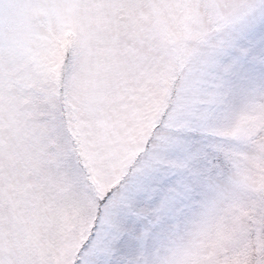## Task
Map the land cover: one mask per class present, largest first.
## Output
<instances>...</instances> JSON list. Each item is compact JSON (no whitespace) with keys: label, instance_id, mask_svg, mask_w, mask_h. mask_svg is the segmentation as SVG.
I'll use <instances>...</instances> for the list:
<instances>
[{"label":"snow or ice","instance_id":"obj_1","mask_svg":"<svg viewBox=\"0 0 264 264\" xmlns=\"http://www.w3.org/2000/svg\"><path fill=\"white\" fill-rule=\"evenodd\" d=\"M145 6L139 0H13V11L0 14V207L14 211L22 200L33 207L30 250L13 260L0 234V264H139L127 259L137 255L143 264H264V198L236 178L225 190L209 162L217 154L253 155V141L264 136V128L240 129L244 115L264 109V0H169L168 14L179 25L165 73L171 108L144 137L136 170L121 174L103 199L85 198L89 213L97 210L81 222L86 239H67L64 209L37 203L22 182L16 125L25 115L18 111L23 66H31L25 81L38 84L54 36L66 43L63 35H79L84 42L93 24H117L121 14L137 23ZM21 8L23 20L15 14ZM33 14L47 16L42 26L32 23ZM10 83L20 88L13 107L5 100ZM192 213L197 230L185 243L176 239L177 222Z\"/></svg>","mask_w":264,"mask_h":264},{"label":"clouds","instance_id":"obj_2","mask_svg":"<svg viewBox=\"0 0 264 264\" xmlns=\"http://www.w3.org/2000/svg\"><path fill=\"white\" fill-rule=\"evenodd\" d=\"M139 2L146 6L138 10L137 23L125 20L119 27L93 24L92 36L84 42L79 35H63L66 43L54 36L45 60L47 73L40 82L55 98L58 126L71 138L69 149L77 157L81 148L92 153L95 181L93 172L81 167L79 174H73L69 182L66 170L54 166L48 159L46 149L50 141L46 131L22 116L28 126L20 140L18 164L25 172L22 182L31 186L37 203L64 209L68 222L63 232L67 239H86L80 230L81 222L89 215L94 219L97 210L89 213L85 198L103 199L107 191L119 183L121 174L136 170L132 165L142 152L144 137L171 108V86L165 73L179 25L168 14L169 0ZM149 4L156 7H148ZM12 11L13 0H0V14L8 15ZM30 70V65H24L17 77L23 90L32 86L24 79ZM26 103L24 98L22 109ZM261 127H264V109L257 108L241 118V130ZM74 132L80 141L76 144L72 143L76 139ZM253 144L256 147L253 155L209 154V162L219 170L215 179L225 190H229L230 182L236 178L246 184L249 193L264 198V150H261L264 136L257 137ZM82 162L83 157H80L78 163L82 165ZM101 187L106 191L100 192ZM32 217L30 200H22L14 211L8 206L0 207L2 248L13 260L30 250ZM193 217L194 213L190 214L188 222H177L180 228L176 239L186 243L192 238L191 234L197 230ZM127 259L143 264L144 258L137 255Z\"/></svg>","mask_w":264,"mask_h":264},{"label":"rangeland","instance_id":"obj_3","mask_svg":"<svg viewBox=\"0 0 264 264\" xmlns=\"http://www.w3.org/2000/svg\"><path fill=\"white\" fill-rule=\"evenodd\" d=\"M15 14L21 20L26 16V13L22 8L16 9ZM31 19L33 24L42 26L43 22L47 19V16L44 14H33ZM126 19L127 17L121 14L118 17L119 23L113 24L112 26L119 27ZM19 92L20 88L17 84L10 83L7 85V95L5 100L9 107L15 105V97ZM22 94L27 103L24 105L23 109L20 105L18 111L24 112L25 116L28 117L29 123L33 124V126H39L46 131L50 141L49 146L46 149L50 162L54 166L66 170L69 182L73 179V174H79L81 167L89 168L93 172V180L95 181V170L91 168L92 153L81 148L80 156L77 157L75 153L69 149L68 140L71 138L67 136V132L64 131L61 126H58V113L55 108V98L43 88L41 82L23 90ZM41 111H44L46 114L40 115ZM5 115H8L7 111H5ZM16 128V135L21 140L28 131V126L22 120L21 123L16 125ZM259 129L260 128H257L256 130ZM73 136L76 137V139L72 141L73 144L80 142L77 133L74 132ZM98 147H101V145H98ZM80 157H83L82 165L78 163Z\"/></svg>","mask_w":264,"mask_h":264}]
</instances>
